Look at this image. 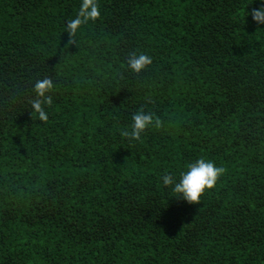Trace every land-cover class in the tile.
I'll list each match as a JSON object with an SVG mask.
<instances>
[{
	"label": "trees",
	"instance_id": "1",
	"mask_svg": "<svg viewBox=\"0 0 264 264\" xmlns=\"http://www.w3.org/2000/svg\"><path fill=\"white\" fill-rule=\"evenodd\" d=\"M0 0V264H264V0ZM133 53L152 63L130 71ZM54 82L48 121L30 100ZM143 108L162 121L121 131ZM225 169L175 198L197 159Z\"/></svg>",
	"mask_w": 264,
	"mask_h": 264
},
{
	"label": "clouds",
	"instance_id": "2",
	"mask_svg": "<svg viewBox=\"0 0 264 264\" xmlns=\"http://www.w3.org/2000/svg\"><path fill=\"white\" fill-rule=\"evenodd\" d=\"M251 15L253 21L257 24H264V7L253 9L247 16ZM100 18V8L98 0H82L80 9L76 18L70 19L66 24V30L69 36L68 43H73L72 37L75 36L79 28L89 21H96ZM130 71L139 74L152 63V58L143 53H133L128 61ZM54 82L50 78L37 80L33 85L35 98L29 103L37 118L41 122L48 121V112L46 109L53 104L52 92ZM132 123L128 128L121 131V136L129 141H141L142 134L150 127L159 128L162 121L152 113H145L143 108L138 109L132 114ZM225 169L217 166L213 161L204 158L197 159L194 163L186 166V171L180 174L177 182L176 178L167 174L162 177L164 186H171L175 198L182 199L190 205H198L206 191L214 189Z\"/></svg>",
	"mask_w": 264,
	"mask_h": 264
}]
</instances>
